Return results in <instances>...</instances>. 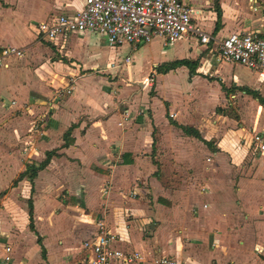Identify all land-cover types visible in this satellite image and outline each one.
Masks as SVG:
<instances>
[{
  "label": "crops",
  "instance_id": "obj_1",
  "mask_svg": "<svg viewBox=\"0 0 264 264\" xmlns=\"http://www.w3.org/2000/svg\"><path fill=\"white\" fill-rule=\"evenodd\" d=\"M183 1L209 45L48 41L38 25L84 0H0V56L23 52L0 64V264L6 247L13 264H89L83 243L101 217L144 264H264V155L252 140L264 134V74L218 51L264 28V0ZM178 61L190 64L159 72ZM48 153L33 181L20 178Z\"/></svg>",
  "mask_w": 264,
  "mask_h": 264
},
{
  "label": "built area",
  "instance_id": "obj_2",
  "mask_svg": "<svg viewBox=\"0 0 264 264\" xmlns=\"http://www.w3.org/2000/svg\"><path fill=\"white\" fill-rule=\"evenodd\" d=\"M197 10L183 0H84V8L73 16L60 15L38 25L39 34L48 41L65 38L74 33H91L105 37L110 46L132 45L159 41L170 47L185 37L197 38L209 45L212 37L193 23ZM219 55L226 63L241 65L264 74V28L238 31L219 44ZM22 50L3 47L0 64L8 66L10 57H22ZM125 63L131 62L130 57ZM154 79L146 82L150 84ZM75 90L72 85L68 94ZM256 152L264 155V134L253 136ZM34 147L31 146L32 151ZM96 234L84 241L83 248L91 253L89 264H144L146 257L139 251L121 247L123 237L111 231L104 217L96 222ZM12 248H5L3 264H13ZM154 264H178L168 257H159Z\"/></svg>",
  "mask_w": 264,
  "mask_h": 264
},
{
  "label": "trees",
  "instance_id": "obj_3",
  "mask_svg": "<svg viewBox=\"0 0 264 264\" xmlns=\"http://www.w3.org/2000/svg\"><path fill=\"white\" fill-rule=\"evenodd\" d=\"M220 22H221V14L219 13V20H218V23H217V29L220 27ZM188 64H190L188 61H178V62L169 64V65L163 66V68L160 69L159 72L160 73H167V72H170L171 70L177 69L178 67L188 66ZM260 100H261L262 103H264L263 99H260ZM185 131L189 135L192 134V135L196 136L197 138H200L199 133H197V131H195V130H192L190 128H186ZM52 156H53L52 153H48L47 154V159L43 163H41L39 166H37V165H27V169H26L25 173H23L20 178L28 177L31 181H33L37 177L38 172L43 170L49 164ZM30 220H31V228L33 229L34 225H33V207H32V204L30 206ZM44 253H45V249H43V256H44Z\"/></svg>",
  "mask_w": 264,
  "mask_h": 264
},
{
  "label": "rangeland",
  "instance_id": "obj_4",
  "mask_svg": "<svg viewBox=\"0 0 264 264\" xmlns=\"http://www.w3.org/2000/svg\"><path fill=\"white\" fill-rule=\"evenodd\" d=\"M154 42L157 43V45H155L156 46L155 48H160V45H161V47L163 46L162 43L159 42V41H154ZM103 45L110 46L109 43H108V41H107V39H104ZM121 56H122V58H124L125 54L121 53ZM17 62L21 63L20 60L17 61ZM116 79H118V78L116 77ZM119 80H121V79H119ZM153 84H154L153 82L150 83V85H153ZM121 86H123V85L121 84ZM186 172H189V171H186Z\"/></svg>",
  "mask_w": 264,
  "mask_h": 264
}]
</instances>
